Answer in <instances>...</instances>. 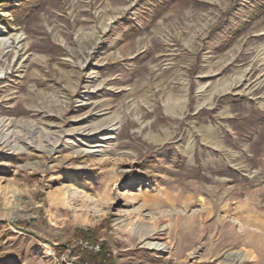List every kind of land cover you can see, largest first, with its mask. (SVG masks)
I'll return each mask as SVG.
<instances>
[{
	"label": "rangeland",
	"instance_id": "rangeland-1",
	"mask_svg": "<svg viewBox=\"0 0 264 264\" xmlns=\"http://www.w3.org/2000/svg\"><path fill=\"white\" fill-rule=\"evenodd\" d=\"M1 30L0 264H264V0H0Z\"/></svg>",
	"mask_w": 264,
	"mask_h": 264
},
{
	"label": "bare ground",
	"instance_id": "bare-ground-1",
	"mask_svg": "<svg viewBox=\"0 0 264 264\" xmlns=\"http://www.w3.org/2000/svg\"><path fill=\"white\" fill-rule=\"evenodd\" d=\"M23 38L24 37L21 34H14V35H10L8 37H4V31L1 30L0 31V60L3 56V54H5L6 51H9V49L14 50L15 54H17L19 51V48H16L15 45H18L19 43H21L24 40ZM1 70H2V68L0 67V72H2ZM114 125H115L114 121H110L108 123H105L104 125L98 127L95 131H93V134H94L93 136L94 137H97V136H104L105 137L106 135H110V133L114 130ZM9 129H10V124L4 125L3 121L0 120V145H2L5 148H8L10 150H24L25 147L20 146L18 144V142L12 138L13 132L10 131ZM73 132H77V134H82V133L86 132V129L74 130ZM109 139H111V137H107V138L102 139V140H109ZM57 145H59V144H54V147H56ZM37 148H40V147L37 146L35 149H37ZM80 152L85 153V152H88V150L86 148L76 150V153H80ZM149 234H150V231H148L146 229L142 230V233L140 234V239L146 240L147 239L146 236H148ZM160 238H161V236H160ZM147 245H149L150 247H153L157 250H162L163 248H165V245L160 244V243L159 244L158 243L152 244L150 242V243H147ZM192 256H193V253L190 254V257H192ZM231 256H232L231 254L226 255L225 260L229 261Z\"/></svg>",
	"mask_w": 264,
	"mask_h": 264
},
{
	"label": "built area",
	"instance_id": "built-area-1",
	"mask_svg": "<svg viewBox=\"0 0 264 264\" xmlns=\"http://www.w3.org/2000/svg\"><path fill=\"white\" fill-rule=\"evenodd\" d=\"M71 249L77 248L79 249L81 252H99L100 247L98 245H94L92 243H90L87 240H79L77 242H75L73 244L72 247H70ZM67 254L70 253V251H66ZM66 264H75L74 259L68 260Z\"/></svg>",
	"mask_w": 264,
	"mask_h": 264
}]
</instances>
